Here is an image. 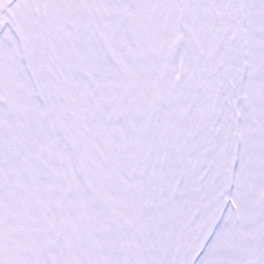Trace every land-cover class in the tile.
I'll list each match as a JSON object with an SVG mask.
<instances>
[{
	"label": "snow or ice",
	"instance_id": "snow-or-ice-1",
	"mask_svg": "<svg viewBox=\"0 0 264 264\" xmlns=\"http://www.w3.org/2000/svg\"><path fill=\"white\" fill-rule=\"evenodd\" d=\"M0 264H264V0H0Z\"/></svg>",
	"mask_w": 264,
	"mask_h": 264
}]
</instances>
